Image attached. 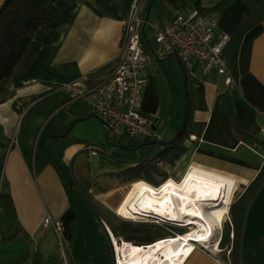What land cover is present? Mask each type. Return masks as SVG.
<instances>
[{
    "label": "crops",
    "instance_id": "obj_1",
    "mask_svg": "<svg viewBox=\"0 0 264 264\" xmlns=\"http://www.w3.org/2000/svg\"><path fill=\"white\" fill-rule=\"evenodd\" d=\"M142 1L146 4L147 0ZM216 1L157 0L153 9L157 10V21H161L164 12L187 13L195 8L206 10L212 8ZM3 2L4 0H0V7ZM134 2L135 0H56L60 16L49 27L36 30L34 39L41 48L22 75L23 85L15 88L6 80L0 82V196L10 193L17 211L16 234L10 239L5 238L6 223L0 206V264H28L37 255L40 256V264H49L56 256L58 236L53 225L43 224L48 216L62 220L66 228L65 237L68 241L75 239L78 242L80 234H74V227L79 222V216L69 199L67 171L75 179L74 194L77 191L83 194V188L93 192L112 181L124 180L125 178L113 174L138 164V161L149 157L154 151L155 146L151 144L154 141L145 143L135 140L130 143L134 145L130 150L150 147L146 154L127 164L121 160L116 161L118 159L114 157L92 154L85 149L84 143L73 137L58 138L59 140L54 138L55 135L68 133L65 126L67 122L70 124L74 120L89 118H86L87 104L79 99H71L59 89V85L72 82L91 90L113 74L120 63L124 23ZM262 11L264 0H235L222 10L210 13L219 18L217 31L227 32L233 37L242 21ZM170 61L178 62V59L172 57L159 63L161 72L153 62L148 65V84L143 91V112L161 120L164 114V85L160 76L166 78L168 85H171L167 69V62ZM229 66L232 69L230 60ZM196 72L197 77H192L191 80L197 91V98L190 132L184 140L186 151L172 165L161 160H156L157 164L171 178L170 181H181L188 171L193 170L236 186V191L241 189L243 194L264 164V150L243 141L236 131L238 127L257 140H264V21L243 37L234 84L227 85L226 76L216 71L203 74L196 68ZM41 104L44 105L41 107ZM47 106L57 107L47 119L54 113L53 117L58 115V119L46 133V140L52 139L59 143L58 151L47 149L44 153L38 149L42 133L38 132L36 135L38 128L34 122L46 116L43 112ZM28 115H31L29 123L22 131L20 123ZM94 121L100 126L97 119ZM13 133L18 135L17 145L11 144L9 135ZM127 145H123V148ZM161 166H165L166 171ZM161 177L156 175L155 182ZM139 182L137 180L131 184L116 207V213L120 217L123 216L126 204L139 189ZM148 183L156 187L155 183ZM122 188L123 185L119 184L108 192V203H103L111 208ZM263 192L264 186L254 200ZM250 218L251 213L245 222V231L252 220L257 222ZM111 221L113 225L116 224L112 219ZM103 223L113 233L110 226L105 221ZM225 223H228L226 216L223 227ZM228 225L232 232L233 225ZM169 234L165 229L134 227L119 236L136 245H147L166 238ZM218 246L221 248L219 239ZM192 249L193 243L179 241L169 249L167 257L171 264H224L221 256L201 248L189 255ZM78 252H71L72 264H78L81 260Z\"/></svg>",
    "mask_w": 264,
    "mask_h": 264
},
{
    "label": "built area",
    "instance_id": "obj_2",
    "mask_svg": "<svg viewBox=\"0 0 264 264\" xmlns=\"http://www.w3.org/2000/svg\"><path fill=\"white\" fill-rule=\"evenodd\" d=\"M144 11L145 3L142 0H135L123 27L120 63L105 82L91 90L83 89L72 82L59 85L61 91L71 99L84 101L91 113L102 120L108 143L112 146L123 147L135 140H164L163 120L143 112V91L148 84L147 68L152 62L149 50L158 62L172 57L180 60L190 78L197 77V68L203 74L216 71L225 75L227 85H232L236 81L226 53L232 36L227 32L217 31L219 18L216 14L195 8L187 13L169 12L162 21H152L146 17ZM9 138L12 145H17L16 133L10 134ZM85 149L92 154L100 152L95 145H85ZM226 218L232 224L229 213H226ZM130 221L174 228H171V234L166 238L147 245H136L125 240L123 236L113 234L103 223L109 237L114 264H120L119 247L124 250L126 245H135L144 252L160 242L174 241L193 227L177 225L156 217H141ZM43 224L53 225L58 236L56 256L49 264H72L69 241L64 234L66 229L64 222L48 216ZM175 228H181L183 232L178 233ZM221 229L223 227H220ZM191 242L193 249L189 255L197 248L210 249L201 242L194 240Z\"/></svg>",
    "mask_w": 264,
    "mask_h": 264
},
{
    "label": "rangeland",
    "instance_id": "obj_3",
    "mask_svg": "<svg viewBox=\"0 0 264 264\" xmlns=\"http://www.w3.org/2000/svg\"><path fill=\"white\" fill-rule=\"evenodd\" d=\"M150 19L152 21L158 20L157 10L155 9L152 10ZM147 31L149 32V29H147ZM152 42L154 43V46L157 47L156 43L154 41ZM167 69L170 74L171 85L170 86L168 85V82L165 80L166 78L163 79L162 75L160 77L164 85L163 88L164 114L162 115L163 123L165 118L167 117L164 135L166 137V140H169V139H174L176 137L177 132L179 131L181 125L183 124L184 116L187 111V92L185 88V76L182 66L177 61H170L167 62ZM43 105L44 104H41L39 106L42 107ZM56 108L57 107L52 108L47 106L43 112L44 114H46V116H42L41 118L36 119L34 122V124L37 123L36 125L38 128L36 131L37 132L36 135L38 134V132H40V134L42 133V137L38 145L39 146L38 149H41L44 153H46L45 148L49 149L50 151H52V149L54 151L55 150L58 151V143H59L58 141L55 142L52 139L46 140L47 137L46 133L49 132L52 124L55 123V121L58 119V115L53 117V115L55 114L54 113L49 119L47 118L50 115V113L53 112ZM85 108L88 112L87 114L92 116H90L88 119L85 120H74L70 124L67 122V125H65L66 130L68 131V136L70 138L73 137L77 141L84 143L85 145H96L97 149L100 151L99 153H97L98 155L100 154V155L110 156L112 158L114 157L115 159H118L116 161L121 160L122 163H127V164L129 162L134 161L136 158L140 157L141 155L146 154L145 152L149 150L150 146H144L136 150H130L120 146L110 145L107 140L106 128L102 120L100 118H96L95 116H93V114H90L91 110L88 106L85 105ZM169 109H170V113L167 116ZM30 117L31 115H28L23 122L21 121L20 128L22 131H24L25 125L29 123ZM94 119H97L99 121L100 126H97L95 124ZM173 133L174 135H172ZM55 156L60 158L57 154H55ZM55 163L57 164L56 161ZM161 167L163 171H166L167 168H165V166H161ZM61 172L64 173L63 171ZM167 176L168 175L165 172V175L159 178L156 184H159L161 182H163L162 184L166 182L168 183L171 178ZM141 180H145V179H141ZM135 181L137 180L124 179V180H115L114 182L112 181L104 187L101 186L99 189L96 188V191L93 192L91 191L90 195H88L89 199H87L83 194H79V192L77 191V193L75 194L73 192L72 194L73 200H72L69 190V199L72 206L77 205L78 207L77 209L74 206L75 211L79 216V222L74 227V234L76 235L78 232L80 234V237H78V242L75 239L73 240L70 239L69 241V243L72 244L70 245V249L74 251V253L75 251L76 252L79 251L78 253H80L81 260L78 261L79 262L78 264H104V263L106 264V262L108 264V261L104 254L106 251L111 252L112 249L110 246L109 237L105 229V226L103 224V221H105L110 226V228H112L113 225L111 219L116 223L115 225H118L123 221L132 222L130 221L132 219H126L120 217L116 213L115 209L119 205L123 197L125 196L126 192L131 187V184ZM119 184L123 185L122 191H120L116 203H114V205H112V207L109 208L103 202L108 203L107 193L112 191ZM138 188L139 186L137 187V189ZM241 194H242V190L239 189L238 192L236 193L233 203H235L240 198ZM249 213H251V218L254 219V221L256 220L257 222H253V220L252 221L250 220L251 222L249 223V226L247 227L246 231L243 227L244 232L242 230V240L240 244L241 262L242 264H264V245L263 244L259 245L257 243L258 238L260 236H264V192L257 200H253V202L249 205L246 212L245 220H247ZM229 218H231V214H229ZM133 223L135 224V222ZM136 224L137 225L135 227H139V228H146L151 230L165 229L169 232L171 230L170 227L160 226L156 224H142V223H136ZM227 224H229V222L225 223L224 227L222 226L223 229L216 231V234L214 236V240L219 239L222 251L217 252L214 249H212V247H210L211 250L209 249L208 251H211L221 256L222 262L224 264H233L229 249L231 246L230 247L228 246L233 241L234 235L230 237L231 229L229 225L227 226ZM190 232L191 230L183 234V236L189 234ZM221 235L222 237L220 238Z\"/></svg>",
    "mask_w": 264,
    "mask_h": 264
},
{
    "label": "trees",
    "instance_id": "obj_4",
    "mask_svg": "<svg viewBox=\"0 0 264 264\" xmlns=\"http://www.w3.org/2000/svg\"><path fill=\"white\" fill-rule=\"evenodd\" d=\"M156 1L157 0H153L149 18L151 16L153 7H155L157 4ZM234 1L235 0H217L212 8H208L206 10L200 8V6L199 8L201 11L205 12L220 11L232 4ZM55 3L56 0H4L0 7V82L6 80L13 84L15 88L21 87L23 85L22 75L27 67L32 63L41 48V45L34 39L36 30L39 28L49 27L51 23L60 16V11L56 7ZM166 15L167 13L165 12L163 15H161V21ZM263 21L264 11L253 14L241 22L231 39L226 53L228 59L230 60L232 67L231 70L235 80L237 57L243 37L249 30ZM163 61L164 60H161L159 63L161 64ZM185 70L187 72V76L185 78L188 92L187 102L189 103L187 121L185 125H181L176 137L171 140V145L163 150L162 153H156L150 159L144 158L141 161H138V164L130 166L123 171L116 172L113 175L131 180H147L156 184L155 176L165 175L158 166L156 160H161L169 165H172L174 161L186 151L184 140L187 138L190 132L194 104L197 98V91L193 87L192 80L186 68ZM90 116L92 115H88L86 118ZM236 131L243 141L255 144L264 150V140H257V138L241 131L238 127H236ZM64 137H68V133L64 134ZM144 142L146 143V141ZM129 145H127L125 148L129 149L131 146H134ZM66 174L67 179L69 180L71 176L68 171ZM162 183L163 182L156 185H161ZM263 186L264 164L257 177L246 188L244 193L241 194L240 198L230 206L229 214H231L233 225V230L230 232V237L233 233L234 239L230 244L231 247L229 245V249L233 264H242L240 258V244L242 240L244 222L246 221V212L249 205L253 202L254 198ZM83 190L88 191L84 188ZM0 206L3 208L4 221L6 223V229L4 233L5 238L10 239L16 234L15 231L17 224V211L10 193L0 196ZM76 208L78 209V207ZM136 225L137 224H134L133 222L123 221L118 225H112L111 229L115 235L119 236L128 233ZM171 228L173 229L174 227L171 226ZM175 229L178 233L183 232L181 228ZM257 243L259 245H264V236H260L257 240ZM40 260V256L37 255L36 258L28 264H40Z\"/></svg>",
    "mask_w": 264,
    "mask_h": 264
},
{
    "label": "bare ground",
    "instance_id": "obj_5",
    "mask_svg": "<svg viewBox=\"0 0 264 264\" xmlns=\"http://www.w3.org/2000/svg\"><path fill=\"white\" fill-rule=\"evenodd\" d=\"M236 188L193 170L181 181H169L159 187L140 182L139 189L123 209V218L156 217L193 227L189 234L180 235L174 241L160 242L144 252L135 245H126L124 250L119 247L120 264H171L167 251L179 241L194 240L217 252L222 251L214 236L229 213Z\"/></svg>",
    "mask_w": 264,
    "mask_h": 264
},
{
    "label": "water",
    "instance_id": "obj_6",
    "mask_svg": "<svg viewBox=\"0 0 264 264\" xmlns=\"http://www.w3.org/2000/svg\"><path fill=\"white\" fill-rule=\"evenodd\" d=\"M152 3H153V0H147V1H146V4H145V11H144V13H145V15H146L147 18H149ZM149 53H150V55H151V58H152V62H153V64L155 65V67L157 68V70L161 72V68H160L159 62L157 61V59L154 57V55L152 54V52H151L150 50H149ZM178 62H179V64L182 66L183 71H184V75H185V78H186V76H187L186 70H185V68L183 67L181 61L178 60ZM185 88H186V92H187V84H186V82H185ZM187 94H188V92H187ZM188 105H189V103L187 102V111H186V114H185V117H184V121H183L182 126H184L185 123H186V121H187ZM169 112H170V109H169V111H168L167 116L169 115ZM93 116H95L96 118H99V117H98L97 115H95V114H93ZM82 120H85V119H82ZM166 122H167V117H166L165 120H164V126H165ZM58 136H61V137H58ZM54 138H56V139H58V138H64V134H63V135H55ZM43 143H44V141H43ZM171 143H172V141H168V140L154 141V142H152L151 144L155 146L154 151L152 152V154H151L149 157H147V158H145V159H150V158H152V156H154L156 153H157V154L162 153V151L165 150L166 148H168V147L171 145ZM43 145H44V144H43ZM45 149L47 150V148H45ZM59 167H61L60 164H59ZM74 180H75V179H74L73 175H71V177H70V179H69V190H70L71 199H72V194H73V190H74V189H73V181H74ZM81 190H82V189H81ZM82 193H83V190H82ZM72 200H73V199H72ZM74 206L77 207V205H74ZM103 252H105V251H103ZM104 255H105V257H106V259H107V261H108V264H114V259H113V258H112V260L109 259V258L107 257V255H106V252H105Z\"/></svg>",
    "mask_w": 264,
    "mask_h": 264
},
{
    "label": "flooded vegetation",
    "instance_id": "obj_7",
    "mask_svg": "<svg viewBox=\"0 0 264 264\" xmlns=\"http://www.w3.org/2000/svg\"><path fill=\"white\" fill-rule=\"evenodd\" d=\"M83 195L87 198V199H89V196L88 195H90V191H85V190H83ZM111 252H112V250H111ZM110 251H106V255H107V257L109 258V259H111L112 260V258H113V252L111 253ZM111 254H112V257H111Z\"/></svg>",
    "mask_w": 264,
    "mask_h": 264
}]
</instances>
